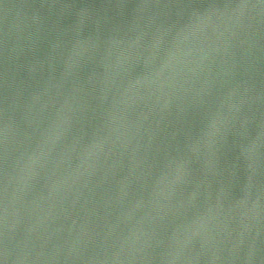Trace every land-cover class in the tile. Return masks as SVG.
<instances>
[{
	"label": "water",
	"instance_id": "obj_1",
	"mask_svg": "<svg viewBox=\"0 0 264 264\" xmlns=\"http://www.w3.org/2000/svg\"><path fill=\"white\" fill-rule=\"evenodd\" d=\"M0 264H264V0H0Z\"/></svg>",
	"mask_w": 264,
	"mask_h": 264
}]
</instances>
